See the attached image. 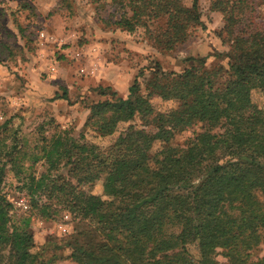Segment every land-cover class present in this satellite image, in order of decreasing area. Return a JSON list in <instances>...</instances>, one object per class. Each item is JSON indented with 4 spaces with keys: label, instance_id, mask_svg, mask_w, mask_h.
Masks as SVG:
<instances>
[{
    "label": "trees",
    "instance_id": "obj_1",
    "mask_svg": "<svg viewBox=\"0 0 264 264\" xmlns=\"http://www.w3.org/2000/svg\"><path fill=\"white\" fill-rule=\"evenodd\" d=\"M209 2V10L222 15L216 37L228 47L208 55L215 64L206 65L208 56L187 57L180 71H166L155 61L144 69L147 76L143 69L137 72L126 97L108 86L96 87L100 98L87 106L83 126L105 139V147L61 130L41 137L40 158L47 170L29 175L22 188L41 217L49 218L55 204L78 220L74 233L61 241L68 249L64 259L74 264H264V256L253 258L264 245V100L258 105L252 99L254 92L264 96V17L256 0ZM113 3L121 10L115 27L127 33L142 28L162 52L202 27L199 0ZM153 97L173 104L156 112ZM52 98L65 101L67 93ZM195 124L200 131L184 147L171 145L176 133ZM13 155H3L8 161L0 164V185ZM99 179L102 194H92ZM11 209L0 192V264H45L34 251L28 221L20 220L21 228L10 223ZM218 250L224 262L216 259Z\"/></svg>",
    "mask_w": 264,
    "mask_h": 264
},
{
    "label": "rangeland",
    "instance_id": "obj_2",
    "mask_svg": "<svg viewBox=\"0 0 264 264\" xmlns=\"http://www.w3.org/2000/svg\"><path fill=\"white\" fill-rule=\"evenodd\" d=\"M209 4V0H199L202 27H196L184 43L162 52L151 45L142 28L127 33L115 27L113 21L121 10L113 0H0V125L8 123L7 130L0 131V164L8 161L3 156L7 151L14 153V163L5 166L0 192L12 205L10 223L21 228L20 220L28 221L34 251L41 262L74 264L64 259L68 249L60 244L79 224L58 205L51 206L47 219L30 207L22 185L29 175L39 177L47 170L46 162L40 158L41 137L61 130L74 138L83 135L87 143L107 146L105 139L83 126L87 106L100 98L94 89L108 86L126 97L137 72L155 61L166 71H180L187 57L227 51L228 47L216 37L223 25L222 15L210 11ZM256 4L258 15L264 17V0H256ZM18 24L23 34L18 32ZM215 63L212 56L207 57V66ZM221 63L224 65L225 60ZM144 73L147 76L148 70ZM139 81L143 84V78ZM64 90L67 100L52 98ZM252 99L261 105L264 96L254 92ZM151 103L156 112L169 110L173 104L157 97ZM198 131L200 124H195L176 133L170 143L184 147ZM14 146L16 151L12 150ZM159 146L155 143L152 152ZM59 172L65 175V169ZM90 192L102 194V179L93 184ZM21 198L27 201V210L16 205ZM61 226H66L67 231L63 233ZM190 253L196 256L193 249ZM263 256L264 245L260 244L253 258ZM216 259L224 262L220 250Z\"/></svg>",
    "mask_w": 264,
    "mask_h": 264
},
{
    "label": "built area",
    "instance_id": "obj_3",
    "mask_svg": "<svg viewBox=\"0 0 264 264\" xmlns=\"http://www.w3.org/2000/svg\"><path fill=\"white\" fill-rule=\"evenodd\" d=\"M41 35H42V33H41ZM42 36H43V35H42ZM50 38H51V37H50ZM51 70L53 71L54 68L52 67ZM15 203H16V205H17L19 208H22L23 210H27V209H28V203H27V201H26L25 199H23V198L19 199V200H18L17 202H15ZM64 218L67 219V216H64ZM60 228H61V230H62L63 233L67 231L66 226H61Z\"/></svg>",
    "mask_w": 264,
    "mask_h": 264
}]
</instances>
